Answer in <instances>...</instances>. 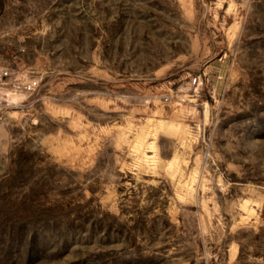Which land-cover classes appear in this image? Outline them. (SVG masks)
Returning a JSON list of instances; mask_svg holds the SVG:
<instances>
[{
	"label": "rangeland",
	"instance_id": "1",
	"mask_svg": "<svg viewBox=\"0 0 264 264\" xmlns=\"http://www.w3.org/2000/svg\"><path fill=\"white\" fill-rule=\"evenodd\" d=\"M0 93V264H264V0H0Z\"/></svg>",
	"mask_w": 264,
	"mask_h": 264
},
{
	"label": "built area",
	"instance_id": "2",
	"mask_svg": "<svg viewBox=\"0 0 264 264\" xmlns=\"http://www.w3.org/2000/svg\"><path fill=\"white\" fill-rule=\"evenodd\" d=\"M5 74H6V72H5ZM194 81H197V77H195L194 78ZM37 82L38 81H36V80H31V81H29L28 83H26V85H25V87L27 88V89H33V88H35V85L37 84ZM19 86V85H18ZM2 104V96H1V93H0V105Z\"/></svg>",
	"mask_w": 264,
	"mask_h": 264
}]
</instances>
